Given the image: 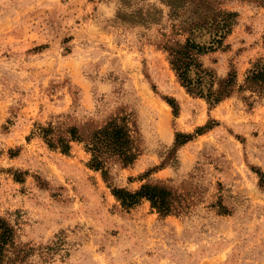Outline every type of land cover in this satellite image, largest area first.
Segmentation results:
<instances>
[{
    "label": "rangeland",
    "instance_id": "1",
    "mask_svg": "<svg viewBox=\"0 0 264 264\" xmlns=\"http://www.w3.org/2000/svg\"><path fill=\"white\" fill-rule=\"evenodd\" d=\"M223 6L238 22L201 61L242 83L264 53V5ZM168 12L160 0H0V217L39 247L25 264H264V93L215 106L189 93L161 46L185 38ZM126 114L141 154L113 183L163 181L190 198L187 213L162 216L147 200L126 209L83 143L63 153L37 132ZM213 121L175 149L177 132Z\"/></svg>",
    "mask_w": 264,
    "mask_h": 264
},
{
    "label": "trees",
    "instance_id": "2",
    "mask_svg": "<svg viewBox=\"0 0 264 264\" xmlns=\"http://www.w3.org/2000/svg\"><path fill=\"white\" fill-rule=\"evenodd\" d=\"M160 1L169 9V18L175 21V35L185 36L181 40L171 34L163 40L161 46L168 53L179 81L189 93L206 99L211 106L236 92L243 94L244 99H249L256 93H264V53L250 62L242 83L239 82L235 69L219 78L212 70L204 67L201 61L203 55L228 47L226 39L238 22L239 13L223 6L227 0ZM248 1L264 5V0ZM246 91L251 93L250 96L244 95ZM168 102L177 114L176 101L169 98ZM215 124L217 121L209 122L198 127L195 133L177 132L175 149ZM37 132L50 148L59 149L63 153H70L74 142L83 143L91 155L88 166L101 172L113 195L126 209L147 200L160 215L167 216L187 213L192 204L185 193L163 181L145 182L134 190L113 183V169L132 165L141 154L138 130L135 123L131 125L130 115L114 116L96 126L73 125L62 129L53 124L38 125ZM35 133L34 131L33 134ZM16 179L23 181L18 173ZM45 247L55 249L53 246ZM38 248L31 243L19 241L16 227L0 217V264H25Z\"/></svg>",
    "mask_w": 264,
    "mask_h": 264
}]
</instances>
